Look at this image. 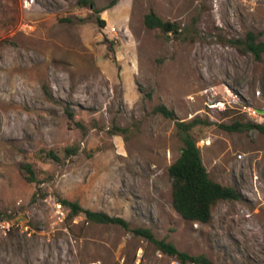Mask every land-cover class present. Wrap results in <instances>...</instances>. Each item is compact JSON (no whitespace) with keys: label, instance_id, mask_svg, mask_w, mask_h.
<instances>
[{"label":"rangeland","instance_id":"obj_1","mask_svg":"<svg viewBox=\"0 0 264 264\" xmlns=\"http://www.w3.org/2000/svg\"><path fill=\"white\" fill-rule=\"evenodd\" d=\"M151 10L180 32L147 27ZM248 31L264 40V0H0V222L12 225L0 226V264L178 260L121 226L69 217L64 198L213 264H264V133L220 126L264 123V54L231 41ZM161 103L207 123L193 129L203 162L241 194L209 222L173 206L168 168L183 142Z\"/></svg>","mask_w":264,"mask_h":264},{"label":"trees","instance_id":"obj_2","mask_svg":"<svg viewBox=\"0 0 264 264\" xmlns=\"http://www.w3.org/2000/svg\"><path fill=\"white\" fill-rule=\"evenodd\" d=\"M144 22L147 27L159 29L165 34H178L180 32V27L176 22L164 20L154 10L145 14ZM231 41L241 52L251 53L258 60L264 54V40H259L253 31H248L244 38L232 39ZM154 112L175 121L177 133L183 142L179 156L168 168L172 181L173 206L187 220L209 222L212 217V207L219 200H238L241 194L235 187L226 186L213 180L203 162L193 129L199 124L207 123L200 118H193L188 121L180 120L175 110L163 103L156 105ZM220 126L229 131L258 129L264 133V123L236 120L231 124H220ZM51 157L58 159V156L53 152H51ZM23 168L27 172V178L35 180V172L31 164L25 163ZM61 203L68 208L69 217L84 215L88 222L118 225L131 230L135 235L150 241L157 250L177 258L181 264H213L204 254H190L180 250L172 241L166 238H158L149 227L139 226L131 229L125 218L111 215L102 210L85 208L76 200L64 198L61 199Z\"/></svg>","mask_w":264,"mask_h":264},{"label":"built area","instance_id":"obj_3","mask_svg":"<svg viewBox=\"0 0 264 264\" xmlns=\"http://www.w3.org/2000/svg\"><path fill=\"white\" fill-rule=\"evenodd\" d=\"M59 206L61 208V205H59ZM0 226L3 227L4 232L6 233L7 231H10L12 225L9 221L4 220V221L0 222ZM135 264H141V256L136 260ZM170 264H181V263L179 260L171 259ZM193 264H195V263H193Z\"/></svg>","mask_w":264,"mask_h":264},{"label":"water","instance_id":"obj_4","mask_svg":"<svg viewBox=\"0 0 264 264\" xmlns=\"http://www.w3.org/2000/svg\"><path fill=\"white\" fill-rule=\"evenodd\" d=\"M259 113H264V109H256Z\"/></svg>","mask_w":264,"mask_h":264}]
</instances>
